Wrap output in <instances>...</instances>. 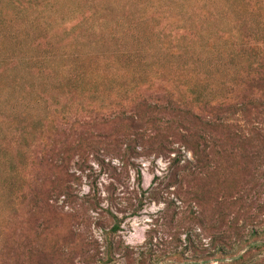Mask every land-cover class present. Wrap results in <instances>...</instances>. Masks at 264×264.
Returning a JSON list of instances; mask_svg holds the SVG:
<instances>
[{
    "label": "rangeland",
    "instance_id": "1",
    "mask_svg": "<svg viewBox=\"0 0 264 264\" xmlns=\"http://www.w3.org/2000/svg\"><path fill=\"white\" fill-rule=\"evenodd\" d=\"M263 35L264 0H0V264H264V118L207 172L183 142Z\"/></svg>",
    "mask_w": 264,
    "mask_h": 264
},
{
    "label": "trees",
    "instance_id": "2",
    "mask_svg": "<svg viewBox=\"0 0 264 264\" xmlns=\"http://www.w3.org/2000/svg\"><path fill=\"white\" fill-rule=\"evenodd\" d=\"M250 49L252 58L245 62L240 72H236L235 84L226 90L225 96L214 102L210 98L199 94L201 98L194 100L197 108L210 109L211 113L216 116V121H207L196 115L200 124L199 129L190 130L184 137L182 136L184 144L193 151L198 168L203 172L211 169L213 159L216 160L222 156V152L229 151L227 150V143H235V139L231 138V134L228 133L238 128V123L245 122L244 124L248 125V129L252 131L254 137L258 138L261 133V129L253 121L257 117L264 118V35L262 36V42H257ZM168 92L171 96L173 95L169 90ZM225 112H227V115L222 119L220 114L223 115ZM185 114L187 116L194 115L188 111ZM224 133H227L228 136L222 139L221 135ZM243 137L244 139H242ZM255 140L246 135L243 136V133L240 134L239 141L236 143L242 150L241 155L243 157L248 159L258 158L257 155L249 153L246 149L248 145L254 144ZM197 175L199 176L198 173ZM58 189H61V186L55 188V190ZM64 192L72 194V187H65ZM114 219L115 224L112 231L118 232L121 229V222L118 216L114 215ZM112 250L113 246L110 245L108 248V261L111 260Z\"/></svg>",
    "mask_w": 264,
    "mask_h": 264
}]
</instances>
